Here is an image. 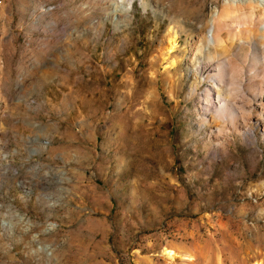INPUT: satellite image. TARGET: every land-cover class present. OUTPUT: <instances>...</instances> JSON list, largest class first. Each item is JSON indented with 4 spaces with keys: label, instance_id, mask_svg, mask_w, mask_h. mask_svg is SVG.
<instances>
[{
    "label": "rangeland",
    "instance_id": "1",
    "mask_svg": "<svg viewBox=\"0 0 264 264\" xmlns=\"http://www.w3.org/2000/svg\"><path fill=\"white\" fill-rule=\"evenodd\" d=\"M222 8L0 0V264H264L262 125L215 143L197 118L216 60L249 74L254 46L223 27L192 75L196 25Z\"/></svg>",
    "mask_w": 264,
    "mask_h": 264
},
{
    "label": "bare ground",
    "instance_id": "2",
    "mask_svg": "<svg viewBox=\"0 0 264 264\" xmlns=\"http://www.w3.org/2000/svg\"><path fill=\"white\" fill-rule=\"evenodd\" d=\"M250 25L255 26L260 33L257 35L258 40H253L255 35L253 36L252 32L255 30H252ZM196 26L199 32L194 42L195 57H192V60H198L194 63L192 75L198 83L199 72L214 56L211 50L215 49L222 55L226 49L220 34L223 27H229V38L240 50L254 46L252 53L248 50L244 54L251 57L246 69L249 71L248 75L241 76L245 68L226 56L222 60H216L213 68L207 70L203 77L204 81H209L205 87V96L202 98L203 96L198 95L196 101L198 120L202 126L210 127L209 134L215 143H222L230 133L249 135L253 131V123L262 125L264 131V59H260L262 53L264 54V0H223L221 10L211 9L207 21H199ZM205 29L208 33L204 32ZM176 34H171L167 39L164 53L175 48ZM249 38L253 42H250ZM230 46L232 47V44ZM23 85L20 77L16 92L20 93ZM195 87L196 85L194 91ZM27 124L38 126L30 122ZM3 157V154H0V159ZM164 252L171 259L177 256L173 248L165 247ZM184 257L192 260L190 255Z\"/></svg>",
    "mask_w": 264,
    "mask_h": 264
}]
</instances>
